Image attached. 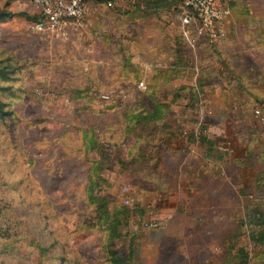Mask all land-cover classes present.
Wrapping results in <instances>:
<instances>
[{
	"label": "rangeland",
	"instance_id": "obj_1",
	"mask_svg": "<svg viewBox=\"0 0 264 264\" xmlns=\"http://www.w3.org/2000/svg\"><path fill=\"white\" fill-rule=\"evenodd\" d=\"M120 1V6L89 12L87 25L69 35V28L64 34L30 30L29 22L36 17L30 3L0 0V67L7 71H1L0 84L9 86L0 89V98L10 110L6 120L0 119V228L7 229L0 245H12L11 252L0 248V264H109L110 250L126 253L129 246L134 253L132 264H145L150 257L144 243L158 234L154 230L145 233L148 228L142 223L162 222V205L175 199L167 200L155 191L162 184L150 176L160 178L162 170L147 164L145 158L124 166L129 144L137 136L133 134H150L157 127L152 121L140 127L142 120H130L132 133L124 137V114L133 102L139 110L152 107L154 101L164 102L166 91H176L173 87L148 89L147 83L144 90L139 89L136 82L141 70L124 64L133 51L173 49L181 44L175 39L180 10L174 12L173 23H159L151 20L143 2L139 6L138 0ZM221 1L227 9L218 24L222 35L214 41L201 37L191 47L184 43L179 47L200 55L196 63L207 66L224 105L221 112L217 106H212L214 112L206 111L198 100L186 116L201 115L211 127L216 123L226 133L225 142L239 145V156L243 154L239 136L252 150L249 164L231 163L233 180L230 177L220 187L233 196V204L229 203L234 214L232 232L240 236L247 232L240 227L245 209L260 202L264 209V200L260 201L264 197L256 195L254 182L257 173L264 180V137L253 114L255 106L264 113V0ZM161 27L170 34L167 40L160 35ZM209 51L212 63L207 62ZM106 53L111 60L108 66L99 63ZM116 60L122 65L114 64ZM215 61L222 64V71L215 72ZM113 90L118 101L104 103L107 95L100 92ZM180 90L188 98L189 89ZM89 136L97 140L96 147L87 150ZM102 144L108 154L105 167L95 170L99 179L88 196L87 167L98 158L97 145ZM152 170L154 175H145ZM247 191L252 195H244ZM95 194L102 197L103 207L96 206ZM115 209L124 218L117 224L118 236L110 234L105 217V212ZM224 229L217 236L225 238L230 233ZM35 242L48 246L41 251Z\"/></svg>",
	"mask_w": 264,
	"mask_h": 264
},
{
	"label": "crops",
	"instance_id": "obj_2",
	"mask_svg": "<svg viewBox=\"0 0 264 264\" xmlns=\"http://www.w3.org/2000/svg\"><path fill=\"white\" fill-rule=\"evenodd\" d=\"M151 1L138 0L135 3H139V6L142 2L145 4V9L149 12L148 16H153L152 21L173 23L176 16L174 12L180 10L182 0H173L174 3L170 5L157 7L150 5ZM120 2L116 5L120 6ZM29 6L37 9L31 4ZM100 8L101 6L93 4V1L86 2L83 27L87 25L85 22L87 14L91 11L96 13ZM176 21L179 23V19ZM76 29L78 28L69 27V35ZM160 35L167 40L170 34L161 27ZM184 48L179 47L180 50L175 51L163 46L154 51H133L129 56V63L126 62L125 65L141 70L139 78H144L146 83L155 86L158 90L161 88L169 90L170 87L176 89L181 85L193 86L197 88L198 100L203 101L205 105H203L204 110L214 112L215 108L212 106H217L219 108L217 112L223 111V98L211 77L203 79L201 84L197 85L200 64H197L196 60L200 55L192 49ZM211 56L212 52L209 51V59H212ZM211 59L207 62L212 63ZM183 60L188 62V65L184 66ZM86 62L89 64V60ZM116 62L119 60L114 61V64ZM99 63L108 66L111 63L109 53H106L104 60H99ZM216 63L213 62L215 72L222 71V64ZM208 87L215 89L209 91ZM181 91L179 90V95L175 96L178 98L176 101H173L174 97L166 91L164 102H167L168 107H163V114L159 118L153 137L147 140L145 145L135 147L139 150L137 155H148L149 164L157 170H162L160 178L150 176L154 183L162 184L161 187L156 186L155 191H161L167 200L175 199L161 207L163 218L158 225L162 229V234L158 239L146 240L144 245L153 247L154 253L151 254L152 259L145 258L144 262L145 264H264V240L253 241L249 237L252 227L245 230L242 223L240 227L243 231H247L246 235L242 233L237 236L232 232L234 214L229 203L233 204V196L220 190L221 183L226 185V182H230V177L232 179L233 175L229 172V167L232 163L231 158L239 155V145L225 142L226 133H222V128H216V123H214L215 127L206 124L207 131L203 138L210 142L199 139L198 142L191 143L184 139L180 131L191 125L192 119L186 115L194 106L187 105L188 98L182 95ZM165 109L167 113L164 112ZM134 143L130 142V148ZM153 171L151 175H154ZM243 217L244 213L242 219ZM222 229L230 232L225 238H220L216 234Z\"/></svg>",
	"mask_w": 264,
	"mask_h": 264
},
{
	"label": "trees",
	"instance_id": "obj_3",
	"mask_svg": "<svg viewBox=\"0 0 264 264\" xmlns=\"http://www.w3.org/2000/svg\"><path fill=\"white\" fill-rule=\"evenodd\" d=\"M88 1H93V4H95V5L98 4L100 6H104V7H108V8H112L115 6V5L114 6H106L104 0H85V3ZM150 3H151L150 5L157 7V6H163V5H170V4L174 3V1L173 0H152ZM175 7H174V9L177 8V7L176 8ZM33 11H34L35 16H36L34 18L35 19L38 18L40 16V11L38 9H33ZM2 13H5L7 15L12 14L11 11H5V12L2 11ZM22 13L25 14V12H23V11H22ZM176 38H178L177 41H182L180 34H178V37H176ZM179 45H180L179 43L176 44L173 47V50H175V51L180 50ZM124 61H126V59H124ZM186 61H188V58L186 59ZM186 61H184V64H183L184 66L188 63ZM117 63L120 66L122 65L120 60ZM4 68H5V66L0 67V75H3V73L7 72L6 70H4ZM208 72H209V70H208L206 65H203V64L200 65V68H199L198 73H197V85L198 86L201 84L203 79L210 77V76L212 78V75ZM135 77L138 78L139 76L137 77V75H136ZM121 79L123 80V75H122ZM3 87L8 88L9 86H3L0 84V89H2ZM151 87H153V86H151L147 83V88L149 89ZM184 87L189 89V96H188V102L187 103H189V105L195 106L198 99H197V94H196L197 90L193 86L181 85L175 89L176 92L171 94L170 93L171 91H168V93H170L173 97H175L176 95H179L178 91ZM116 93H117L116 90L100 92V94H106L107 95L106 98H102V101L104 103H111L110 105H113L115 103L114 101H118V97H117ZM152 103H154V105L152 107H148V108H144V109L139 110V108L136 107L138 105V103L133 102V105L131 106L132 108L124 114V116L126 117V124L124 126V131H123L122 136L125 137L126 133H132L133 126H132V124L130 126L128 124L130 120L132 123H134L133 121H135V123H136L137 121L142 120L143 122L141 123L140 127L143 124L145 125V123L150 122V121H152L153 123L159 124V121H160L159 118H161V115L163 112V106L165 103L163 101H156V102L154 101ZM5 105H6V102L0 98V119L2 121L6 120L5 116L10 113V110L7 109L5 107ZM155 129L150 134L145 133V132H143V133L137 132L136 134H133V135H137V136H136L134 145L131 146V148L129 149V152H128L129 155L127 156L128 160L125 161L124 166H126L129 161L132 162L133 159H136V158H139V159L145 158L146 163L149 164V162H148L149 156L145 155V154L137 155V153L134 152L135 151L134 149L137 146L145 145L146 141L150 140L153 137L152 135H153ZM260 134H261V131H260ZM144 135H146V136H144ZM261 136H262V134H261ZM124 137L122 138L123 140H125ZM203 137L204 136H201L200 140L210 142ZM243 137H244L243 135L238 137V139H240L239 143L241 144L243 154L241 156L238 155V156L232 157L231 160H232L233 164H241L243 162H244V164H247V163L249 164V162H250V157L252 156V150L247 145V142L245 140H243ZM96 140H97V138L95 139V137L91 138L89 136V138L87 139V141L85 143V148L87 150H90L91 148L96 147ZM122 142L123 141H121V144H122ZM97 152H98V158L94 159V160H90L89 165L87 167V186H86L87 188L86 189H87V193H88L87 195L88 196L91 195L92 189L94 186L97 185V182L99 179L98 176L95 174V170H97V168L105 167L103 162H104V159L107 158V155H108L106 152V148L104 147L103 144L100 145L99 147L97 145ZM229 169H230V167H229ZM143 173H145V171H143ZM147 173L148 172L146 171L145 175L151 174V172H149L148 174ZM254 182H255V187H256V195L264 197V180H263L261 173H257V177L254 179ZM244 195H246V196L250 195L251 196L252 193L247 191L246 193L244 192ZM95 197L97 198L96 199V201H97L96 206L99 208L103 207L104 203H103L102 197L98 196L96 194H95ZM263 200H264V198H262L260 201H263ZM260 206L262 207L261 202L259 204L252 206V207L246 206L247 208L245 209L244 217L241 220L240 224L241 223L244 224L245 222L250 224L252 226V228L250 230L249 237L253 241L257 240V241L261 242L262 240H264V209H262ZM138 211L140 212L141 210L139 209ZM121 213H122L121 210H116V209L113 210L111 214H107L105 212V217L109 218V221H107V227L109 228L111 235H114V236L119 235V230L117 228V224L119 221H121V219H124L123 216L121 215ZM153 230L155 231V233L158 234V237H153L151 239L148 238V240L158 239L159 236H161V234H162V231H161L162 229L159 225L146 229L145 233H147L149 231H153ZM2 236L3 237L7 236V229L0 228V237H2ZM135 240L136 239H133L134 242L132 243V245L135 244ZM35 244H36V247L41 251L45 250V248L48 246V245L43 246L42 244H40L38 242H35ZM145 246H147L149 248L150 259H152L153 256L151 254H152V252L154 253V248L151 246H148V245H145ZM2 247H6V248L8 247L7 248V250H9L8 252H11V250H12V245H7L6 243H1L0 248H2ZM110 254H111V256H109V264H132V260H133L132 256L134 255V253L132 254V246L131 247L129 246V250L126 253L122 252V253L118 254L116 251L110 250ZM138 255H139V257L141 256L140 252ZM259 256H260V254H259Z\"/></svg>",
	"mask_w": 264,
	"mask_h": 264
},
{
	"label": "built area",
	"instance_id": "obj_4",
	"mask_svg": "<svg viewBox=\"0 0 264 264\" xmlns=\"http://www.w3.org/2000/svg\"><path fill=\"white\" fill-rule=\"evenodd\" d=\"M32 6L40 11V16L29 22V29L33 31H50L54 34H64L69 27L79 28L84 25L86 11L85 0H27ZM120 0H104L106 6H114ZM227 9L221 0H182L179 12V34L182 42L191 47L198 38L207 41L218 39L222 32L218 24L222 20ZM136 86L144 90L146 81L139 78ZM200 102V101H199ZM197 106V105H195ZM200 108V105L198 106ZM253 114L261 126V134L264 137V113L259 106L253 108ZM207 126L201 115L191 120L189 127H184L180 135L191 143L199 141L204 136ZM144 228L158 225L156 220H148L142 223ZM246 227H252L244 223Z\"/></svg>",
	"mask_w": 264,
	"mask_h": 264
}]
</instances>
